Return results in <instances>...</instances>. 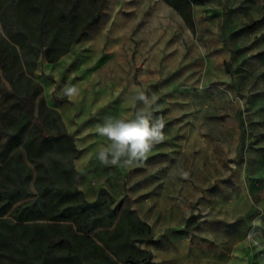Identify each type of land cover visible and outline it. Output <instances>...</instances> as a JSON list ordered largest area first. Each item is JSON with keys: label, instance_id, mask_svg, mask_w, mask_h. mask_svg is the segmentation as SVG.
Instances as JSON below:
<instances>
[{"label": "rangeland", "instance_id": "1", "mask_svg": "<svg viewBox=\"0 0 264 264\" xmlns=\"http://www.w3.org/2000/svg\"><path fill=\"white\" fill-rule=\"evenodd\" d=\"M107 12L112 19L92 40L101 50H118L106 70L88 74L85 39L63 66L48 71L43 64L34 77H46L50 97L66 104V113L71 110L68 126L84 145L92 116L104 111L111 117L107 112L117 94L132 113L143 107L132 101L134 94L156 96L151 111L163 119L165 138L145 167L129 175L126 203L154 227L160 220L193 217L187 231L201 234L196 238L208 245L209 256L215 254L219 228L247 215L250 183H261L250 175L264 173V0H206L194 9L192 27L162 0H109ZM221 30H239L233 39L224 32L233 57L215 51ZM211 47L207 69L204 57ZM73 87L69 97L66 89ZM79 114L85 115L82 121ZM150 172L160 178L141 179Z\"/></svg>", "mask_w": 264, "mask_h": 264}, {"label": "trees", "instance_id": "2", "mask_svg": "<svg viewBox=\"0 0 264 264\" xmlns=\"http://www.w3.org/2000/svg\"><path fill=\"white\" fill-rule=\"evenodd\" d=\"M189 26L202 0H164ZM107 0H0V264H147L152 229L101 188L77 187L80 154L35 79L96 24ZM193 217L186 220L187 231Z\"/></svg>", "mask_w": 264, "mask_h": 264}, {"label": "crops", "instance_id": "3", "mask_svg": "<svg viewBox=\"0 0 264 264\" xmlns=\"http://www.w3.org/2000/svg\"><path fill=\"white\" fill-rule=\"evenodd\" d=\"M162 1L165 2L164 0ZM108 2L109 0H107L104 8L102 9L99 21L87 28L86 35L83 36L79 42L74 44L68 53L60 57V59L54 63H48L44 59H39L35 71H40V67L43 64L47 66L48 71L57 65L63 66L65 61L68 59V55L75 50L74 47L85 39H88V51L90 54L88 60L89 67L87 69L88 74H96V71L100 69L106 70V66H108V63L112 60L111 54L117 52L118 50L117 48H113L114 45H106L105 49L101 50L102 45L97 47L96 44H92V40L95 36L97 28L104 24L105 21H110V19H112L107 12ZM205 2L206 0H202L201 3L194 4L193 11L197 8L202 9ZM238 31L239 30H232L228 32V30H226L225 32L224 30L226 35L230 36L232 39L235 36H238ZM224 32H222V30L220 32V41L222 43L217 46L219 48H216L215 51L222 52V49H224V51L226 50V53H228V57H233L229 54L231 51L229 45L230 41L228 40L229 37L226 41ZM223 45H225V48ZM211 53H213V47H211L207 52L209 55L204 57V63L207 69L212 66ZM220 60V66L222 71H224L223 59L220 58ZM215 64L219 66V62L216 61ZM48 71L45 75H48ZM58 71L63 73L61 72L62 70ZM36 76L37 75H35V77ZM45 78L46 77L35 78L43 88L45 101L50 107L56 109L60 113L67 131L72 133L74 126L70 125L69 127L68 122L69 119H73V114L71 110H69L68 113L65 112L66 104L57 103L50 97V92L47 88L48 82ZM211 80H213V78ZM117 95V103L111 105L107 114L109 113L111 117H117L121 114L120 111L126 110L125 115H121V117L130 116L132 114V112H130L131 104L130 106H128V104L123 106L122 101L124 100V97H121L122 95L120 94ZM134 96L135 94L133 95L132 101H135ZM105 113L106 112L101 111L98 112L97 115L92 116L90 121L91 124L87 128L90 139H88L85 145L83 142H78V139L80 140V138L76 139L74 137L75 145L78 149H80V154L74 159V165L78 171L77 187L84 193L87 201H94L97 198L99 190L101 188H105L113 197L114 202L123 200L124 204L126 203L125 196L127 194V191L124 189V185H126L125 183L128 180L129 175L133 174L136 168L145 167V164L155 156L153 154L154 149H151L146 159L134 162L132 165L121 164L117 166H106L101 164L97 158V152L99 147L102 144H105L106 141L103 137H100L97 134L96 126L103 123L105 118H107ZM83 118H85V115L79 114L78 120L82 121ZM150 176L160 178L159 172H150L149 174L142 176L141 179H147L150 178ZM250 178L253 180L258 179L261 183H250L251 188L249 189V195L250 198L252 197L253 199L251 198V204L246 210L247 215L244 218H240L239 222H232L231 224L224 225L225 228L224 226L219 228L220 233L217 234L219 242H216L215 246V252L217 253L211 254L210 256L207 251L208 245L199 240L200 238H196L198 237L197 235L201 236V234H194L195 232L192 231H182L186 221L182 219L160 220L154 227L153 224L144 220L137 213L138 216L148 223L152 229L153 241H146L141 244L143 248L150 250L152 253V260L147 264H264V173L256 175L255 178L250 175ZM133 184L134 186L137 185L135 183ZM144 195L145 194H141L140 196L143 197ZM131 208L134 209L133 206H131ZM169 208L170 206L167 207V209ZM224 234L227 236L224 237ZM228 235L231 237H228ZM233 236L238 237L235 239ZM230 238H233L234 242L229 247H225L224 244L228 242Z\"/></svg>", "mask_w": 264, "mask_h": 264}, {"label": "clouds", "instance_id": "4", "mask_svg": "<svg viewBox=\"0 0 264 264\" xmlns=\"http://www.w3.org/2000/svg\"><path fill=\"white\" fill-rule=\"evenodd\" d=\"M75 88L66 89L71 97ZM157 97L149 98L143 91L134 96V100L143 107H137L130 116L107 117L96 126V132L106 141L97 152V158L103 165H132L147 158L154 145L164 140V122L154 118L151 106Z\"/></svg>", "mask_w": 264, "mask_h": 264}]
</instances>
